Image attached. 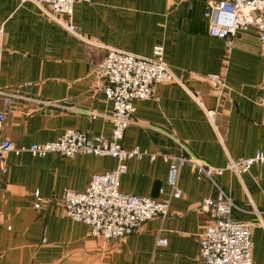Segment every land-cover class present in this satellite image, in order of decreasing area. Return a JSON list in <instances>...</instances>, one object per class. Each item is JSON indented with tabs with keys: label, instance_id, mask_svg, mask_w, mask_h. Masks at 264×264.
<instances>
[{
	"label": "crops",
	"instance_id": "obj_1",
	"mask_svg": "<svg viewBox=\"0 0 264 264\" xmlns=\"http://www.w3.org/2000/svg\"><path fill=\"white\" fill-rule=\"evenodd\" d=\"M207 8L205 0H91L74 6L76 36L38 5L0 0V90L14 96L10 107L0 97L2 137L16 148L56 142L69 130L111 136L112 103L89 72L90 61L100 63L108 49L151 58L162 46L175 77L202 93L200 106L180 86L158 85L154 99L134 102L136 124L123 147L146 156L126 162L119 190L170 201V216L120 242L93 237L55 201L66 189L85 192L117 159L9 153L0 179V264H200L199 239L210 222L201 205L219 190L236 206L233 220L251 226L253 264H264V164L240 175L227 171L215 177L217 187L182 166L178 198L168 184L171 165L188 154L223 169L264 150V55L255 25L261 16L244 13L246 26L228 47L208 35ZM207 76H221L225 87L205 83ZM207 110L216 112L215 124ZM160 239L167 244L159 246Z\"/></svg>",
	"mask_w": 264,
	"mask_h": 264
},
{
	"label": "built area",
	"instance_id": "obj_2",
	"mask_svg": "<svg viewBox=\"0 0 264 264\" xmlns=\"http://www.w3.org/2000/svg\"><path fill=\"white\" fill-rule=\"evenodd\" d=\"M33 3L45 9L46 16L62 24L69 32L79 36L77 28L71 23L74 6L89 3L91 0H21ZM207 11L204 18L208 35L223 40L232 47L238 30L246 26L244 13L259 14L256 20L261 51L264 55V0H205ZM67 18L66 21H62ZM90 75L95 78L99 89L112 103L110 120L113 125L109 138H89L76 130L67 131L60 140L45 144H35L28 148H16L2 137L4 113H0V179L5 165L4 159L9 153H28L33 157L57 155L72 158L79 155L108 156L118 160V166L102 175H94L83 193L66 189L55 200L65 209L67 217L83 223L90 229L93 237L107 242H120L140 231L145 223L152 219L166 220L170 216V201L158 202L153 198L126 195L119 190L121 176L126 174V162L140 160L146 153L139 148L131 151L124 149L123 142L129 127L136 124L134 119L135 101L155 98L158 85H178L194 101L202 106L200 90L189 87L179 81L164 60V48L156 47L151 58H143L115 49H108L100 63H89ZM217 88L225 87L221 76H207L202 79ZM0 97L10 107L14 96L0 90ZM206 115L212 124L216 121V112L207 110ZM155 160V156L151 157ZM264 164V150L254 157L231 161L225 168H214L204 161L188 154L176 159L171 165L168 184L173 189V197L181 196L177 189L179 169L189 165L200 178L209 180L214 186L215 177L225 172L237 175L248 173L253 166ZM219 189V188H218ZM217 199L204 200L201 207L209 216V225L199 239L200 264H253V243L251 226L248 223L233 220L236 206L231 197L219 190ZM34 208L40 210L42 198L35 193ZM167 244L165 239L158 240L159 246Z\"/></svg>",
	"mask_w": 264,
	"mask_h": 264
}]
</instances>
